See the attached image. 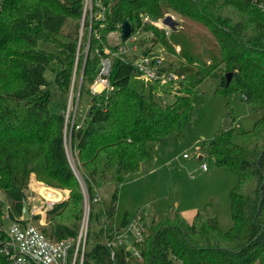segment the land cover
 <instances>
[{
  "label": "trees",
  "instance_id": "1",
  "mask_svg": "<svg viewBox=\"0 0 264 264\" xmlns=\"http://www.w3.org/2000/svg\"><path fill=\"white\" fill-rule=\"evenodd\" d=\"M99 1L106 8L105 20L93 21L88 32L84 0H0V189L14 213L22 216L34 176L70 193L46 213L56 224L54 239L78 232L82 193L66 154L68 127L62 112L49 110L55 93L44 74L55 72L57 64L53 85L68 94L76 55L88 38L80 73L94 78L107 49L112 89L98 95L88 92L86 118L70 131L71 154L90 193L107 184L116 187L113 205L122 179L150 163L154 146L182 137L184 125L191 121L195 88L206 79L217 78L216 94L241 95L260 117L251 130L241 131L233 127L235 117L228 109L232 127L221 128L213 139L199 144L201 157L238 174L230 191L229 231L220 230L211 204L196 211L191 221L176 206L160 214L141 210L134 217L143 226L136 260L125 250L108 248L113 230L91 232L90 220L84 264H264V0ZM169 11L182 23L177 22L176 31L166 37L152 22L161 21ZM68 21L77 23L76 34L62 31ZM123 22L130 24L133 35L138 31L152 35L153 45L160 43L174 56L172 46L180 50L176 66L162 67L179 78L172 102L154 95L153 83L148 92L130 88L129 81L138 72L116 55L117 46L108 44L109 35L119 34ZM82 23L85 34L79 37ZM40 42L51 44L58 54L41 50ZM143 52L156 54L150 49ZM68 210L70 225H60L56 219ZM112 215L113 211L96 218L106 225ZM128 224L125 218L119 229ZM0 264L9 262L0 255Z\"/></svg>",
  "mask_w": 264,
  "mask_h": 264
},
{
  "label": "rangeland",
  "instance_id": "2",
  "mask_svg": "<svg viewBox=\"0 0 264 264\" xmlns=\"http://www.w3.org/2000/svg\"><path fill=\"white\" fill-rule=\"evenodd\" d=\"M167 16H171L176 22L182 23L181 18L171 11H169ZM76 24L68 21L62 31L76 34ZM152 24L163 31L161 26H159V22H152ZM82 26L83 23L81 24L79 37L85 34ZM117 35H109L108 44L110 46H116ZM151 36L138 31L136 37L140 48L142 50L145 49V51L150 49L151 53H156L162 58L166 66L168 64L176 66L179 63L177 57H179L180 50L172 46V49L176 52L174 56L173 53L168 51V48L160 43H154L153 45L150 42ZM87 44L88 38L82 44L84 51L76 55L69 88V92L73 91L72 97L77 99L78 102L77 120L80 116L87 115L90 102L88 90L93 81L92 77L83 78L82 73H80L83 60L86 57L85 49ZM39 48L50 54H58L57 49L49 43L40 42ZM122 59L128 63H133L135 56L129 52L123 55ZM53 68L55 72L48 70L45 72L44 77L51 83L49 90L55 93L49 105V110L55 113L66 110L69 96L67 93L55 89L53 80L55 73L58 71V65L54 63ZM167 68L169 70V66ZM218 83L219 80L217 78H209L195 88L191 121L184 125L182 137L179 140L167 139L160 146H154L152 159L149 160L150 163H143L137 173L130 174L122 179L118 189L117 201L114 205L112 204V197L116 187L113 184L92 188L91 196H98L99 201L91 204V232H98L101 229L107 231L116 230L125 218L131 223L137 212L141 210L145 211L144 213L146 214H160L171 206H176L185 219L191 221L196 211L207 204L212 205L218 218L220 230L223 232L229 231L232 227L230 191L238 183V174L229 169L216 167L211 158L202 157L200 159L198 153L199 144L201 141L213 139L222 128L223 121L228 118L230 112L228 109L231 110L229 116L235 117L233 127L241 131L251 130L255 121L259 119L260 113L248 106L239 94H216L215 88ZM129 85L130 88L137 92H148L150 90L148 85L136 78H131ZM177 87L179 86L173 87L170 83L164 85L153 83L151 90L163 102H172ZM166 88L168 89L166 90ZM70 131L69 128L68 130L66 129V146L68 147H70ZM67 154L72 171L77 175V178H80V182L77 181L79 186H86L84 176L79 172L78 164L73 159L71 150ZM184 155L187 158H183ZM201 164L207 166V172L201 170ZM28 191L26 192V203L31 208L36 205L33 203L34 201L41 203L44 198L56 197L59 198L58 203H60L65 201L70 194L68 190L48 187L42 182H38L34 176L30 178ZM3 201V212L6 213L8 208L16 220L20 219L21 216H17L13 211L11 201L8 198H4ZM35 209L33 213L31 212L32 221L36 226L45 229L49 238L54 240L53 235L56 224L53 221L49 222L43 213H39ZM84 209V198L82 197L80 221L84 216ZM111 210L113 215L106 218V225H102L101 222L97 221V215H107ZM69 211L64 212L60 218L56 219V222L60 225H70L71 215ZM9 224V222H6L5 226L8 227ZM175 264L182 263L178 261ZM255 264L261 263L257 261Z\"/></svg>",
  "mask_w": 264,
  "mask_h": 264
},
{
  "label": "built area",
  "instance_id": "3",
  "mask_svg": "<svg viewBox=\"0 0 264 264\" xmlns=\"http://www.w3.org/2000/svg\"><path fill=\"white\" fill-rule=\"evenodd\" d=\"M105 7L99 0H84L83 2V17L89 18L88 32H90L93 21L102 22L105 20ZM144 22L148 19L145 18ZM159 26L164 31V35L169 37L171 30L162 25V20L158 21ZM118 34V33H111ZM138 33L131 34L124 42L120 41V33L117 35V51L118 57L131 52L135 56V61L132 63L134 69L138 74L136 79L144 84H167L170 83L173 87L178 86L179 78L177 75L163 71L164 62L157 54L144 53L145 49H141L136 37ZM89 43L85 49V55ZM84 51V49H83ZM111 70V61L109 51L104 50L103 56L100 58L98 74L93 78L92 84L88 90L91 95H98L111 91V86L108 80ZM73 91L68 93L69 99L66 110L62 111L64 117L65 128H76L85 120L86 116H80L77 120V99L72 97ZM66 154L71 150L66 146ZM68 157V154H67ZM183 158H187L186 155ZM70 163V162H69ZM203 172H206L207 166L201 164ZM74 173V172H73ZM77 178V175L74 174ZM78 182L80 178L78 177ZM82 197L84 198V216L79 225L78 232L75 237H66L59 240H51L46 232L38 227L32 221L34 208L39 213H43L46 218L48 210L52 209L58 204L59 198L47 197L40 202L34 201L33 208H30L31 219L23 222L21 218L16 220L13 213L7 208V212H3L4 198H7L0 189V255L5 257L9 264H84L85 246L89 234L90 226V210L91 204L99 201L98 196L92 197L87 186H81ZM28 191V190H27ZM29 192V191H28ZM50 196V195H49ZM36 215V214H35ZM13 216V219H12ZM9 222L8 227L5 223ZM143 243V226L138 220H133L125 226V228H118L113 230L112 239L108 242L107 247L118 250L119 248L129 252L131 258H140V249ZM113 258V252H111Z\"/></svg>",
  "mask_w": 264,
  "mask_h": 264
},
{
  "label": "water",
  "instance_id": "4",
  "mask_svg": "<svg viewBox=\"0 0 264 264\" xmlns=\"http://www.w3.org/2000/svg\"><path fill=\"white\" fill-rule=\"evenodd\" d=\"M162 25L170 29L171 32H174L177 29V22L171 16H166L165 18H163ZM131 34H132V29L130 24L128 22H123L120 28V41L122 43L125 42L130 37ZM230 78L231 75L229 74L227 77V82L230 80ZM232 124H233L232 119L228 117L223 121L222 129L229 130L232 127ZM109 213L111 214L112 210ZM30 219H31L30 208L27 205L26 201L24 200L22 204V220L23 222H26L29 221Z\"/></svg>",
  "mask_w": 264,
  "mask_h": 264
},
{
  "label": "crops",
  "instance_id": "5",
  "mask_svg": "<svg viewBox=\"0 0 264 264\" xmlns=\"http://www.w3.org/2000/svg\"><path fill=\"white\" fill-rule=\"evenodd\" d=\"M199 158L201 159L202 157H201V156H199ZM207 171H208V170H207ZM207 171H206V172H207Z\"/></svg>",
  "mask_w": 264,
  "mask_h": 264
},
{
  "label": "bare ground",
  "instance_id": "6",
  "mask_svg": "<svg viewBox=\"0 0 264 264\" xmlns=\"http://www.w3.org/2000/svg\"><path fill=\"white\" fill-rule=\"evenodd\" d=\"M43 193V192H42ZM58 194V193H57Z\"/></svg>",
  "mask_w": 264,
  "mask_h": 264
}]
</instances>
